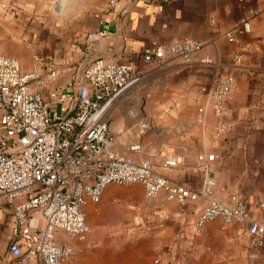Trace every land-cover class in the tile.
<instances>
[{"label": "crops", "instance_id": "0c3cea01", "mask_svg": "<svg viewBox=\"0 0 264 264\" xmlns=\"http://www.w3.org/2000/svg\"><path fill=\"white\" fill-rule=\"evenodd\" d=\"M107 2L0 0V53L15 58L24 72L53 61L54 87L62 89L71 87L72 74L81 75L95 59L134 64L138 83L108 116V133L117 147L139 142L141 158L150 160L155 171L190 187L210 177L214 199L231 206L233 198H246L252 218L264 224V0H115L112 11L105 10ZM245 18L249 32L239 25ZM102 31L105 36L98 37ZM88 35L96 37L92 44ZM182 39L202 44L192 64L177 58L162 65L142 60L151 44ZM237 54L240 63L233 60ZM204 57L217 65L202 64ZM216 74L232 75L235 86L226 100L230 130L214 143L216 120L208 112L198 121L197 110L207 105ZM135 130L134 140L123 144ZM200 153L214 154L207 169L197 161ZM161 154L175 165L164 166ZM111 186L99 204L87 205L91 225L106 205L120 212ZM131 198L124 204L141 219L134 216L136 228L127 234L117 230L107 236L96 229L84 240H68L57 232L58 244L74 251L62 264H153L156 258L158 264H264V243L260 250L252 249L240 224L217 219L195 227L206 202L182 206L163 194L145 202ZM12 211L0 198V264H19L8 250Z\"/></svg>", "mask_w": 264, "mask_h": 264}, {"label": "built area", "instance_id": "2783aa9c", "mask_svg": "<svg viewBox=\"0 0 264 264\" xmlns=\"http://www.w3.org/2000/svg\"><path fill=\"white\" fill-rule=\"evenodd\" d=\"M106 7L112 11L115 0H108ZM239 25L250 31L248 18ZM97 36L103 37L105 32ZM226 37L233 41L230 33ZM95 39L86 37L90 44ZM201 49L200 42L182 39L153 43L141 57L156 65L172 58L192 64ZM233 60L240 63L241 55ZM201 63L217 65L209 57ZM56 76L53 61L24 72L15 58L0 53V198L12 205L8 250L19 264L33 258L40 264L71 260L73 249L58 244L56 233L68 240H84L90 232L86 207L98 203L109 185H139L146 200L163 194L182 206L206 202L197 213L196 228L217 219L224 224L235 222L248 234L252 249L262 248L264 224L252 218L246 198H233V204L227 206L212 197L214 181L210 177L201 186L190 187L155 171L150 160L141 158L139 142L117 147L108 133V116L138 83L140 74L134 64L95 59L81 75L72 74V86L67 89L54 87ZM234 86L232 75L216 74L207 105L197 110L198 121L208 112L216 120L214 143L230 130L226 100ZM160 157L164 159L162 154ZM197 161L207 169L214 154L200 153ZM175 163L171 158L163 160L164 166ZM158 263L154 259L153 264Z\"/></svg>", "mask_w": 264, "mask_h": 264}, {"label": "rangeland", "instance_id": "374dc122", "mask_svg": "<svg viewBox=\"0 0 264 264\" xmlns=\"http://www.w3.org/2000/svg\"><path fill=\"white\" fill-rule=\"evenodd\" d=\"M133 88H131L128 92H126L120 99H122L123 97H125V95L130 93ZM143 99L141 98L140 100H143ZM140 121H142V120H140ZM137 126H138V124L135 127L137 128ZM136 134H137V132L135 130V133H133V138H130V139L124 141L123 144H126L128 142H132L134 140ZM131 186H133V185H130V186L112 185L111 186V188L113 190L112 191L110 190L109 193L111 194V198L115 199V201L113 202L114 205L117 204L120 206V212L112 211L111 209H113L114 206L106 205L104 207V212L100 216L98 215L94 218V221H92V225L87 218V224H88L91 231L96 230V229L97 230H104V231L108 232L107 236H110L111 232H113V231L122 230V232H124V234H127V232L129 230L136 228V223H135L134 219H135V217H138L137 219H141V217L137 216L136 214L131 215L130 209H127L128 205L124 204L123 200H125L126 198H129V197H133L131 199H134V201H136V202H145L146 199L144 198L143 190L139 185H136L140 188L139 192L134 193L133 191H131V192L127 193L128 192L127 189ZM103 197H104V194H103L102 198ZM102 198L100 199V201L102 200ZM97 204H99V203H97Z\"/></svg>", "mask_w": 264, "mask_h": 264}]
</instances>
